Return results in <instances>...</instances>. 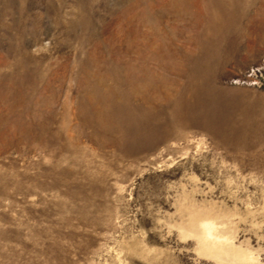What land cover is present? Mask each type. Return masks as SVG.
Segmentation results:
<instances>
[{
  "label": "rangeland",
  "instance_id": "374dc122",
  "mask_svg": "<svg viewBox=\"0 0 264 264\" xmlns=\"http://www.w3.org/2000/svg\"><path fill=\"white\" fill-rule=\"evenodd\" d=\"M233 248L264 264V0H0V264Z\"/></svg>",
  "mask_w": 264,
  "mask_h": 264
},
{
  "label": "bare ground",
  "instance_id": "6f19581e",
  "mask_svg": "<svg viewBox=\"0 0 264 264\" xmlns=\"http://www.w3.org/2000/svg\"><path fill=\"white\" fill-rule=\"evenodd\" d=\"M206 233H207V238H211V239L213 238L212 237L213 233H212L211 228H208ZM232 253L235 257H237V259L241 263H244V264H248L250 262V259H252V255L250 254L249 250H245L242 248H239V249L233 248Z\"/></svg>",
  "mask_w": 264,
  "mask_h": 264
}]
</instances>
